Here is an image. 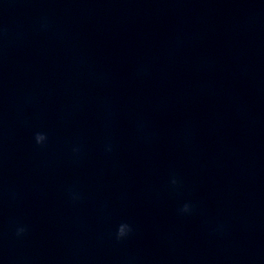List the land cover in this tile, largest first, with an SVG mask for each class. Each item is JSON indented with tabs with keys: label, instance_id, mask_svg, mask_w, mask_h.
<instances>
[{
	"label": "clouds",
	"instance_id": "obj_1",
	"mask_svg": "<svg viewBox=\"0 0 264 264\" xmlns=\"http://www.w3.org/2000/svg\"><path fill=\"white\" fill-rule=\"evenodd\" d=\"M48 137H47V134L46 133H43V132H36L34 134V140H35V143L37 145H44L47 141ZM74 151H76L74 149ZM171 184L172 185H177L178 184V180L176 178H173L171 180ZM180 211L182 213H189L191 211V205L190 204H184L182 206V208L180 209ZM25 228L23 227H18L17 230H16V234L19 236V235H22L24 232H25ZM132 231V227L131 225H129L128 223H121L118 225L117 227V230H116V239L117 240H121L125 237H127Z\"/></svg>",
	"mask_w": 264,
	"mask_h": 264
}]
</instances>
